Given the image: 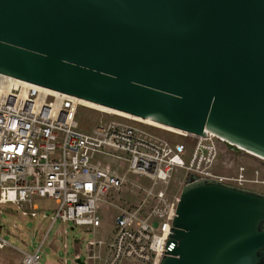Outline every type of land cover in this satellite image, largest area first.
Masks as SVG:
<instances>
[{
	"label": "water",
	"instance_id": "1",
	"mask_svg": "<svg viewBox=\"0 0 264 264\" xmlns=\"http://www.w3.org/2000/svg\"><path fill=\"white\" fill-rule=\"evenodd\" d=\"M0 74L264 158V0H0ZM161 264H264V194L190 177Z\"/></svg>",
	"mask_w": 264,
	"mask_h": 264
},
{
	"label": "built area",
	"instance_id": "2",
	"mask_svg": "<svg viewBox=\"0 0 264 264\" xmlns=\"http://www.w3.org/2000/svg\"><path fill=\"white\" fill-rule=\"evenodd\" d=\"M79 108L88 109L76 97L0 74V205L14 204L27 213L38 211L36 199L51 200L57 206L41 245L33 254L23 253L20 264H41V248L56 221L73 223L97 235L102 224L100 208L107 203L109 193L120 190L126 180L93 165L96 154L126 155L128 172L150 180L153 188L159 183L168 185L175 168L185 171L182 188L191 176L240 189L264 186L260 170L254 171L253 179L246 177L244 166H238L232 176L215 173L218 167L230 170L231 154L236 152L230 142L211 132L181 136L107 115L121 120L101 123L84 133L76 120ZM150 128L192 141L195 146L189 163L183 160L188 155L184 144H173ZM247 154L260 164L259 157ZM153 188L138 187L145 194L139 207H117L119 215L110 243L95 237L87 242L90 264H161L174 251L176 245L170 241L179 195L169 200L164 191L154 193ZM8 247L12 246L0 237V250ZM76 260L81 262L79 256Z\"/></svg>",
	"mask_w": 264,
	"mask_h": 264
},
{
	"label": "rangeland",
	"instance_id": "3",
	"mask_svg": "<svg viewBox=\"0 0 264 264\" xmlns=\"http://www.w3.org/2000/svg\"><path fill=\"white\" fill-rule=\"evenodd\" d=\"M79 131L90 133L101 123H107L110 120H121L112 118L107 114L92 110L79 108L77 115ZM159 137L175 144L185 145L188 155L183 160L188 164L194 149V143L185 140L179 136L149 129ZM122 158H115L106 155L96 154L92 159V164L103 169L125 177L126 183L120 190H112L106 198L104 204L99 210L101 218V227L94 236L84 227H76L73 223L56 221L47 240L41 248V264H90L87 261L88 250L87 242L89 240H103L110 243L115 235V218L119 215L117 207L124 209L137 208L144 201L145 194L139 188L150 190L153 188L152 182L146 178H139L128 172L129 163L124 159L126 155L118 153ZM233 166L227 172L218 167L215 173L229 176L235 175L238 166H244L247 169L246 177L254 178V171L260 170V180L264 178V162H257L247 153L231 154ZM185 177V171L181 168L173 170L172 179L168 185L159 183L153 188L154 193L164 191L167 198L171 200L174 196L180 198L182 192V182ZM246 189L264 194V186L246 185ZM35 204L38 211L27 213L14 204L0 205V237L4 238L12 247L0 250V264H20L23 253L33 254L41 245L45 234L54 220L57 206L54 201L47 199H36ZM148 206H146L147 208ZM105 248V252H106ZM104 252V254H105ZM79 256L81 262L78 263L76 257ZM122 264H144L134 261H124Z\"/></svg>",
	"mask_w": 264,
	"mask_h": 264
},
{
	"label": "bare ground",
	"instance_id": "4",
	"mask_svg": "<svg viewBox=\"0 0 264 264\" xmlns=\"http://www.w3.org/2000/svg\"><path fill=\"white\" fill-rule=\"evenodd\" d=\"M80 103L84 107H86L88 109H92V110H95V111H98V112H101V113H104V114H107V115H114V116L127 118V119H130V120H135L137 122H142L144 124L153 126L155 128L162 129V130H165L167 132H170V133H173V134H177V135H181V136H194V135L188 134V133L180 131V130H176V129H172V128H169V127L162 126V125L157 124V123H155V122H153V121H151L149 119L143 120L141 118L130 116L128 114H124V113H121V112H118V111H114V110H111V109L96 105L94 103H91V102H88V101H85V100H80ZM253 155H255V154H253ZM257 157H259L261 161H264V158H262L260 156H257Z\"/></svg>",
	"mask_w": 264,
	"mask_h": 264
}]
</instances>
